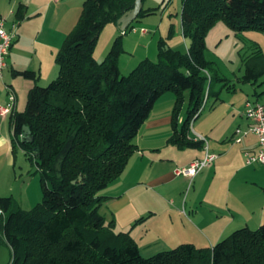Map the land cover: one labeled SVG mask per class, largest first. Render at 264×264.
<instances>
[{
  "label": "trees",
  "instance_id": "16d2710c",
  "mask_svg": "<svg viewBox=\"0 0 264 264\" xmlns=\"http://www.w3.org/2000/svg\"><path fill=\"white\" fill-rule=\"evenodd\" d=\"M134 5L135 0H85L56 56L58 76L47 86L37 84L35 71L14 72L35 85L24 111L10 115L12 151L20 147L36 163L43 198L24 210L13 197H0V247H10L9 264H264V224L238 229L213 247L184 243L146 257L130 231L116 233L114 221L101 214L107 199L102 191L126 170L138 151L139 130L163 95L176 97L168 143L181 151L204 149L205 141L190 137L192 122L212 96L214 103L220 100L213 87L224 80L206 58L209 31L224 21L236 33L264 32V0H183L188 50H175L162 38L157 61L146 58L122 76V35L102 62L95 52L103 29L119 25ZM157 10L143 7L135 21ZM25 17L26 6L19 4L15 18ZM134 22L122 32L134 29ZM255 49L245 60L244 83L264 76V53L259 45Z\"/></svg>",
  "mask_w": 264,
  "mask_h": 264
},
{
  "label": "crops",
  "instance_id": "0c3cea01",
  "mask_svg": "<svg viewBox=\"0 0 264 264\" xmlns=\"http://www.w3.org/2000/svg\"><path fill=\"white\" fill-rule=\"evenodd\" d=\"M147 2L145 9L152 8L150 1ZM72 3L73 6L69 7ZM19 4L26 6V17L17 21ZM82 8L81 0H0V15L6 20V29L12 30L16 26L17 31L7 57V68L0 79V106L8 102L11 88L16 94L14 111H24L26 94L35 83L23 80L14 74L15 71L37 72L41 85L58 76L56 56L77 24ZM185 43L188 50L189 41L185 39ZM175 100V94L170 92L156 102L136 137L138 151L124 173L102 191L108 197L106 207L126 224L123 230L131 232L141 250L159 241H163L164 251L170 250V246L180 245H177L182 240L180 236L192 232L195 234L192 233L193 236L186 241L201 246L198 248L213 247L238 229H257L264 224V164L247 165L244 156L246 151L258 149V138L249 134L240 143L234 141L236 129L247 128L250 122L244 118L245 122L228 127L225 135L219 138L220 143L208 141L217 136L214 128L204 133L206 129L196 131L192 125L190 137L195 140L198 136L204 137L210 153L217 158L190 180L177 176L175 170L203 158L205 150L181 151L168 143L173 134ZM185 118L186 113L180 121ZM8 119L10 116L0 115V127L8 123ZM4 147L9 156L11 140L2 136L0 149ZM187 184L192 188L190 198L185 200ZM204 190L206 194L203 195ZM204 202L206 208H202ZM142 217H146L145 221L135 225ZM142 229L150 231L151 236L142 237Z\"/></svg>",
  "mask_w": 264,
  "mask_h": 264
},
{
  "label": "rangeland",
  "instance_id": "374dc122",
  "mask_svg": "<svg viewBox=\"0 0 264 264\" xmlns=\"http://www.w3.org/2000/svg\"><path fill=\"white\" fill-rule=\"evenodd\" d=\"M83 1L81 0L82 4ZM149 1L152 8L158 9L155 14L139 18L133 23L134 29L129 30L127 34H124L118 25L109 24L103 29L98 40L95 57L99 62H102L107 57L115 39L122 35L124 51L119 58V68L122 76L129 75L146 58L157 61L158 45L162 38L166 39L168 45L173 49L187 51L181 22L183 0ZM145 3H148L147 0L143 3L144 8ZM72 6L73 3L69 7ZM66 7L68 6L66 5ZM63 11L62 9L61 13ZM143 31H146L144 35ZM206 44V58L214 62L217 71L216 76L224 80L215 81L213 87L215 91L221 93L220 100L213 105L215 99L212 96L206 102L200 118L196 121L193 120L192 125L196 131L206 129L204 133H208L207 131L214 128L217 136L209 138L208 141L216 140L220 143L219 138L225 135V130L228 127L238 122H245L244 118L246 117L244 114L247 101L264 103V76L257 83H244L242 81L246 70L245 60L256 50L255 47L259 45L264 53V32L250 30L243 34L236 33L224 21H219L209 31ZM49 83L50 81L41 85L38 81L37 84L47 86ZM27 96L28 94H26L22 110L26 107ZM186 111L187 105L184 104L181 117ZM2 136L11 140L9 119L8 123L5 122L0 127V140ZM6 150V147L0 149V197H13L22 209L30 210L43 198V187L40 173L37 172V165L29 159L20 147H17L14 152L12 151L9 156L6 155ZM190 187L192 188L187 184L184 188L185 200L190 198ZM188 188L190 189L188 190ZM204 193L206 194V190H204L203 195ZM107 200L108 197L101 207V214L105 217L107 223L114 221V231L116 233L126 232L127 230H123L126 224H123L118 215H115L111 209L106 207ZM206 207L207 204L204 202L202 208ZM189 209L190 204L187 211ZM146 231L145 229L142 231V237H146V234L151 236L150 231ZM192 233L195 234V232ZM192 233L188 236H180L179 239L182 240H179L181 242H178L177 245L189 243L186 239H190L189 236L192 237ZM162 247L163 241H159L142 249L141 252L144 256L151 257L150 255L153 256L159 253L153 251L165 249ZM173 247L175 246H170L169 249ZM11 259L12 251L10 247L5 244L2 245L0 247V264H9Z\"/></svg>",
  "mask_w": 264,
  "mask_h": 264
},
{
  "label": "built area",
  "instance_id": "2783aa9c",
  "mask_svg": "<svg viewBox=\"0 0 264 264\" xmlns=\"http://www.w3.org/2000/svg\"><path fill=\"white\" fill-rule=\"evenodd\" d=\"M16 26L12 30L6 29V20L0 15V79L3 78L4 71L7 68V57L10 53L11 47L17 38ZM146 33V31H143ZM16 104V94L10 88L8 95V102L0 106V115L2 117L10 116L14 112ZM245 117L250 122L247 128H237L235 131V139L240 143L244 137L253 134L258 138V149L256 151H246L245 161L247 165L264 164V104L247 101L245 105ZM197 140L205 141V155L201 159L192 161L187 166L178 168L175 171L177 176H184L193 180L200 172L206 167L210 166L215 159L216 155L211 154L207 140L198 136ZM3 215L0 209V218Z\"/></svg>",
  "mask_w": 264,
  "mask_h": 264
},
{
  "label": "water",
  "instance_id": "95a60500",
  "mask_svg": "<svg viewBox=\"0 0 264 264\" xmlns=\"http://www.w3.org/2000/svg\"><path fill=\"white\" fill-rule=\"evenodd\" d=\"M144 7L143 0H135V5L133 9L127 11L118 21L119 28L124 31L129 27V25L136 20L140 12ZM26 135H30L29 127H24Z\"/></svg>",
  "mask_w": 264,
  "mask_h": 264
}]
</instances>
